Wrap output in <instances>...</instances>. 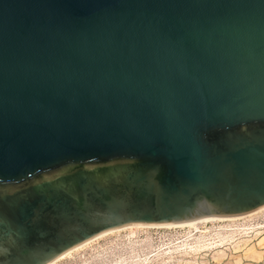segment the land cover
<instances>
[{"label":"water","instance_id":"95a60500","mask_svg":"<svg viewBox=\"0 0 264 264\" xmlns=\"http://www.w3.org/2000/svg\"><path fill=\"white\" fill-rule=\"evenodd\" d=\"M263 205L264 0H0V264Z\"/></svg>","mask_w":264,"mask_h":264},{"label":"rangeland","instance_id":"374dc122","mask_svg":"<svg viewBox=\"0 0 264 264\" xmlns=\"http://www.w3.org/2000/svg\"><path fill=\"white\" fill-rule=\"evenodd\" d=\"M258 209L193 226L122 228L51 264H264V206Z\"/></svg>","mask_w":264,"mask_h":264},{"label":"bare ground","instance_id":"6f19581e","mask_svg":"<svg viewBox=\"0 0 264 264\" xmlns=\"http://www.w3.org/2000/svg\"><path fill=\"white\" fill-rule=\"evenodd\" d=\"M264 206V205H263ZM261 206V207H263ZM259 207V208H261ZM255 210H259L258 208L255 209ZM253 212H255L254 210H252ZM251 212V211H249ZM245 214V213H243ZM247 214H249L247 212ZM253 214V213H252ZM241 214H238V215H205V216H201V217H198V218H195V219H191V220H187V221H182V222H175V223H167V224H144V223H130V224H125V225H121L119 227H115V228H110V229H107V230H104L102 232H99L98 234L82 241L81 243L67 249L66 251H64L63 253H61L59 256H57L55 259H53L52 261H50L49 263L47 264H51L53 263L54 261L64 257L65 255L69 254L70 252L80 248V247H83L84 245H86L87 243L95 240L96 238L98 237H101L107 233H110V232H113L115 230H119V229H122V228H130V227H143V226H150V227H155V226H164V227H169V226H183V225H188V226H193V225H196L198 223H201V222H206V221H213L215 219H225V218H234L235 216H239ZM241 217V216H240Z\"/></svg>","mask_w":264,"mask_h":264}]
</instances>
